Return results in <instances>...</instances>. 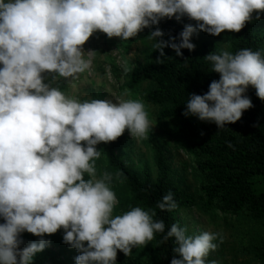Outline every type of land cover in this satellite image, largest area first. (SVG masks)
<instances>
[{
	"label": "clouds",
	"instance_id": "1",
	"mask_svg": "<svg viewBox=\"0 0 264 264\" xmlns=\"http://www.w3.org/2000/svg\"><path fill=\"white\" fill-rule=\"evenodd\" d=\"M253 12L259 19L264 0H0V264H32L50 243L44 234L61 228L63 241L80 253L76 264H117V250L128 255L165 232L154 211L137 206L114 215L112 175L97 178L94 164L98 143L116 140L126 128L132 137L148 134L143 101L81 102L46 83L45 72L55 74L53 81L89 70L91 56L85 58L82 46L97 30L127 40L162 18L187 16L196 23L185 24L178 37L163 39L159 27L149 33L161 57L165 47L182 56L181 49L195 48L194 33L239 32ZM205 58L220 79L203 95L189 94L184 115L220 129L252 107L244 95L249 85L264 99V55L241 49ZM157 207L175 209L174 194L169 191ZM25 231L39 240L21 248ZM186 233L174 223L163 236L174 237L173 251L182 257L171 264H206L217 235Z\"/></svg>",
	"mask_w": 264,
	"mask_h": 264
},
{
	"label": "trees",
	"instance_id": "2",
	"mask_svg": "<svg viewBox=\"0 0 264 264\" xmlns=\"http://www.w3.org/2000/svg\"><path fill=\"white\" fill-rule=\"evenodd\" d=\"M252 20L246 22L239 32L229 30L227 51L235 54L241 49H250L264 55V35L255 32ZM187 23L195 24L196 21L187 16L180 21L165 17L158 25L146 27L136 37L127 39L126 47L134 43L144 46V62L127 76L126 86L136 91L146 84L141 91L143 103L154 109L155 118L169 123L168 135L192 155L198 186L195 193L189 194L174 180L172 166L161 145L154 140L151 142L155 177L147 171L133 172L119 156L117 149L121 136L114 141L100 142L107 164L129 193L125 210L138 206L154 211V220L163 219L165 222V232L155 233L154 239L146 245L133 247L128 255L117 250V264H171L174 257L182 258L173 251L177 247L174 237L164 241L163 236L174 223L184 227L177 216L180 209L196 205L204 211L215 210L259 223L263 234L249 243L244 251L258 264H264V99L259 98L256 88L249 85L244 95L251 99L252 107L244 110L238 121L227 123L220 129L215 122L185 116L189 94L203 95L213 80L220 79V73L212 71V63L205 56L211 52L219 54L224 49L214 40H197L194 33L191 37L194 49H181L183 55L177 56L174 49L165 47V55L161 57L160 51L153 47L154 41L149 38V33L159 27L165 33L163 39L167 40L169 36L178 37ZM169 191L174 194L177 207L171 211L160 210L157 204ZM29 243L24 241L20 247ZM205 261L213 264L210 252ZM32 264L67 263L55 254L44 256L38 252Z\"/></svg>",
	"mask_w": 264,
	"mask_h": 264
},
{
	"label": "rangeland",
	"instance_id": "3",
	"mask_svg": "<svg viewBox=\"0 0 264 264\" xmlns=\"http://www.w3.org/2000/svg\"><path fill=\"white\" fill-rule=\"evenodd\" d=\"M253 24L255 32L264 35V12L256 19L253 12ZM197 40L211 39L216 41L224 50L228 46L229 30H224L220 35H211L205 31L195 33ZM128 44L127 40L120 37L109 38L106 33L97 30L89 37L82 46L85 50V58L91 56V67L84 73L77 74L75 78L57 77L52 81L54 73L45 72V82H51L53 87H58L67 96L76 98L81 102L85 100L101 99L110 100L114 103L121 100H141L142 89L146 84L133 91L126 86L127 76L138 65L144 62L142 50L144 46ZM87 51H92L88 53ZM149 114L151 127L144 137H132L126 128L121 135L122 141L117 149L119 156L130 166L133 172H148L156 176L154 150L152 140L158 142L163 148L168 161L172 166L171 175L174 180L189 194L195 193L198 186V177L195 172V164L190 153L184 150L178 141L167 133L168 122L155 118L154 109L145 105ZM84 143V142H82ZM100 157L95 159L94 164L97 178L108 172L112 175L110 187L116 194L117 204L114 215L126 212L125 204L129 193L126 191L123 181L114 170L107 164L106 158L101 151V143L96 145ZM87 177V174L85 175ZM180 223L186 228L188 235H197L205 231L215 233L217 238L214 243L217 247L210 251L213 264H258L250 254L244 251L255 238L263 234L259 223L245 218L225 215L215 210L204 211L196 205L183 208L177 212ZM0 222H4L0 217ZM64 230L61 228L54 234H44V238L50 243L41 255L55 254L65 260L67 264H76L75 257L80 253L63 241ZM24 241H37L39 237L27 231L21 234ZM140 247V245L138 246Z\"/></svg>",
	"mask_w": 264,
	"mask_h": 264
}]
</instances>
